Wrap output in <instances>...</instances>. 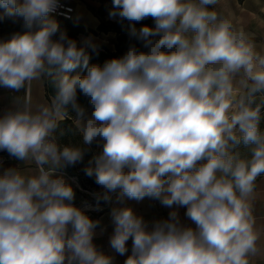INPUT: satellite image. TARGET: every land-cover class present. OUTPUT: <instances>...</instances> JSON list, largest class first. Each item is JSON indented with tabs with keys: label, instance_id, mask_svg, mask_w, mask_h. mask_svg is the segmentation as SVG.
Listing matches in <instances>:
<instances>
[{
	"label": "clouds",
	"instance_id": "obj_1",
	"mask_svg": "<svg viewBox=\"0 0 264 264\" xmlns=\"http://www.w3.org/2000/svg\"><path fill=\"white\" fill-rule=\"evenodd\" d=\"M217 2L112 0L109 17L127 21L140 46L101 66L49 18L58 0H0V20L23 29L0 41V88L19 92L61 74L50 106L33 113L26 97L0 117V151L38 168L0 175V264H115L94 243L100 222L74 205L72 186L57 175L85 154L52 138L69 109L84 145H102L84 169L103 190L92 193L96 210L113 193L120 204L149 198L173 209L150 227L131 207L112 208L109 244L123 264L264 262L252 206L264 176V56L208 9ZM78 68L86 74L70 75ZM241 145L249 156L235 151ZM180 208L195 227L182 223Z\"/></svg>",
	"mask_w": 264,
	"mask_h": 264
},
{
	"label": "crops",
	"instance_id": "obj_2",
	"mask_svg": "<svg viewBox=\"0 0 264 264\" xmlns=\"http://www.w3.org/2000/svg\"><path fill=\"white\" fill-rule=\"evenodd\" d=\"M66 4L74 6V20L80 22L86 30L95 29L99 20L93 13L87 8L86 4L82 0H61ZM86 1V0H85ZM96 5L89 4L91 7H98L99 3L93 0ZM211 11H216L218 17L221 20H228L233 25L232 30L239 32L243 30L248 38V42L255 46V51L264 56V0H218L217 4L210 5ZM20 31H23L22 27ZM87 36H103L107 37L110 41V46L113 48L115 41V34L113 32L99 33L96 35L87 33L86 35L80 34L77 37L78 47H85L87 43H78L79 40L87 38ZM1 41V40H0ZM106 46L100 43L97 46ZM111 49V47L106 46ZM57 73L53 72L52 74ZM49 75L42 74L39 79L33 80L30 84L26 83L25 87L19 92L0 88V117L5 115L8 111L16 110L17 108H23L25 106V98L28 100V107L33 113L39 111L42 106H50L49 101L45 97L44 91V78ZM242 75H237L234 78V86L239 88L240 93H244L245 87H243L239 81L242 80ZM250 83V82H249ZM54 137V133H53ZM52 137V138H53ZM0 155L4 158V163L0 165V175H3L4 171L9 168H15L21 175L28 177L38 175V168L34 161H19L13 157H10L6 151H0ZM49 166L45 165L47 170ZM65 174H64V173ZM74 171L69 170L68 167L57 171L58 176H62L65 182L72 186L75 199L74 205L83 210L92 220L99 221V226L95 229L94 243L105 254L113 255L115 257V264H123L125 256H120L111 249L109 244V238L113 233L114 225L111 218V210L113 207H131L138 216H142L145 222L151 225L159 220L168 219L169 212L173 209L163 206L159 200H153L145 198L143 201L137 202L134 200H127L120 204L117 202V195L111 196V201L107 204V207L100 211H94L89 208V205L96 203L92 192L79 181V188L69 179ZM82 181V180H81ZM99 186L95 189L99 190ZM97 192V191H94ZM93 192V193H94ZM101 201L100 203H102ZM253 216L255 219V229L260 233V243L264 245V176L258 177L256 182V188L254 192V199L252 200ZM179 215L182 223L186 225L191 224L190 221L184 216L185 209L180 208ZM129 241V252H130ZM264 264V262H262Z\"/></svg>",
	"mask_w": 264,
	"mask_h": 264
},
{
	"label": "trees",
	"instance_id": "obj_3",
	"mask_svg": "<svg viewBox=\"0 0 264 264\" xmlns=\"http://www.w3.org/2000/svg\"><path fill=\"white\" fill-rule=\"evenodd\" d=\"M87 8L96 16L99 20L95 29H88L86 30L84 26L74 19H65L60 16L50 15L49 18L56 21L59 25V30L65 32L70 39H73L77 42V37L80 34L86 35L87 33H92L96 35L97 32L99 33H107L113 32L115 34V41L113 43V48L109 49L106 46L100 45L96 47V50L93 51L92 47L85 46L84 49L86 53L90 56V64H99L103 65L105 61L110 60L112 58L122 57L130 44H136L139 47V43L134 39H130L128 36V24L127 21L121 22L118 17L110 18L109 11L112 8V0H95L99 3L98 7L94 8L91 7L85 0H82ZM208 9L211 11V7L207 6ZM3 12V9H0V13ZM143 24H147L149 26H154L153 21L151 19L145 20L142 22ZM141 24H137L136 27L139 28ZM0 40L4 41L10 39L12 34L20 31L21 24L20 23H13L11 19H4L0 20ZM84 75L86 74V70H82L80 68L76 69L70 75ZM61 74L54 73L45 77L44 80V91L45 97L49 101L50 105L52 102L53 97L56 94L55 83L59 79ZM247 93V89L245 88L244 94ZM78 103L82 106L88 107L87 98L83 96L78 90ZM89 109V108H88ZM76 119L75 112L69 109V118L59 122L58 127L54 131V140L60 146H65L66 144V136L72 129H77L76 126L73 124V121ZM77 172L74 170L72 174ZM79 174V173H78ZM80 177V174H79ZM80 183L81 177L79 178ZM84 184V183H83ZM85 185V184H84ZM98 185L94 183V188Z\"/></svg>",
	"mask_w": 264,
	"mask_h": 264
},
{
	"label": "rangeland",
	"instance_id": "obj_4",
	"mask_svg": "<svg viewBox=\"0 0 264 264\" xmlns=\"http://www.w3.org/2000/svg\"><path fill=\"white\" fill-rule=\"evenodd\" d=\"M86 2L93 4V5H96L93 2V0H86ZM193 2L198 3V0H193ZM0 30H3V29L0 28ZM80 41H82L83 43H87V44L90 41L94 45H98L100 43H103L106 46L111 47L109 39L107 37H103V36H87V38H85L84 41L81 39V40H79L78 43H82ZM243 91H245V89ZM242 94H244V93H242ZM260 95L261 94H257V103H260ZM88 111L90 113L91 109L89 108ZM261 114H262V116H261V121H260V128L262 131H264V106H262V108H261ZM75 120L73 121V124L77 128ZM65 141H66L65 146L66 145L77 146V147H81L85 151L83 162L78 163L75 166H70V167H68V169L72 170V171L77 170V172L80 174L81 180L86 185V187H88L90 192L93 193L94 191H97V192L103 191L101 188H99V190L98 189L96 190L94 188V183H95L94 178H90V177L86 176L85 172H84V169L88 166L89 160H91L94 155H96L100 151H102V145H99L97 143H93L90 146L84 145L82 135L79 132L78 128L76 130L75 129L70 130L66 136ZM235 151L240 152V154L242 156H249L250 155L249 150L247 148H245L243 145H241L239 148L235 149ZM116 195H118V194L117 193L111 194L112 197L116 196Z\"/></svg>",
	"mask_w": 264,
	"mask_h": 264
},
{
	"label": "built area",
	"instance_id": "obj_5",
	"mask_svg": "<svg viewBox=\"0 0 264 264\" xmlns=\"http://www.w3.org/2000/svg\"><path fill=\"white\" fill-rule=\"evenodd\" d=\"M74 6L64 3L61 0H58V7L54 12H52L50 15L60 16L65 19H74ZM4 163V158L0 155V165ZM64 173V172H63ZM65 174V173H64ZM79 174L78 172H75L74 174L69 176V179L79 188ZM108 202H102L99 204V210H96V203L93 205H89V208L94 211H100L107 207Z\"/></svg>",
	"mask_w": 264,
	"mask_h": 264
}]
</instances>
